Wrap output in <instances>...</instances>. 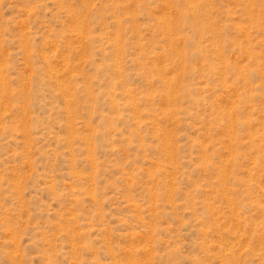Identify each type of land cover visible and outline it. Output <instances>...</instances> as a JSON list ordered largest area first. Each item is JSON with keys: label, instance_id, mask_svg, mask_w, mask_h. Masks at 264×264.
I'll return each instance as SVG.
<instances>
[{"label": "rangeland", "instance_id": "obj_1", "mask_svg": "<svg viewBox=\"0 0 264 264\" xmlns=\"http://www.w3.org/2000/svg\"><path fill=\"white\" fill-rule=\"evenodd\" d=\"M0 264H264V0H0Z\"/></svg>", "mask_w": 264, "mask_h": 264}]
</instances>
